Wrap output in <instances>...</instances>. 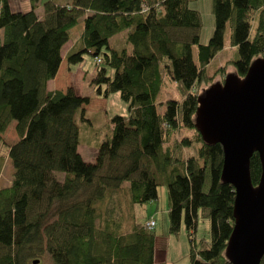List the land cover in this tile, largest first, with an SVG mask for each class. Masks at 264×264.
<instances>
[{
  "label": "trees",
  "instance_id": "trees-1",
  "mask_svg": "<svg viewBox=\"0 0 264 264\" xmlns=\"http://www.w3.org/2000/svg\"><path fill=\"white\" fill-rule=\"evenodd\" d=\"M31 1L29 10L15 12L0 0V146L13 167L11 183L0 187V264H165L155 261L154 231L137 226L132 214L133 206L156 201L161 187L168 193L169 234L178 233L182 217L189 238L199 213L210 222L208 241L197 249L190 240L189 264H229L234 188L220 180L221 146L205 144L194 127L197 89L211 79L208 66L224 49L227 25L236 75L263 55L264 0H212L206 45L192 0H46L41 17ZM80 18L82 47L68 54V64L98 58L97 94H117L126 106V115L109 118L91 163L77 152V121H85L89 98L73 87L46 90ZM121 33L117 48L111 41ZM167 79L181 99L166 101L159 112ZM12 121L18 140L7 146L2 134ZM260 175L255 153L254 186Z\"/></svg>",
  "mask_w": 264,
  "mask_h": 264
},
{
  "label": "water",
  "instance_id": "water-1",
  "mask_svg": "<svg viewBox=\"0 0 264 264\" xmlns=\"http://www.w3.org/2000/svg\"><path fill=\"white\" fill-rule=\"evenodd\" d=\"M194 127L201 140L222 148L220 180L234 188L233 227L224 256L229 264H260L264 257V53L246 74H227L197 98ZM257 154L256 186L250 159ZM35 260L32 264H38Z\"/></svg>",
  "mask_w": 264,
  "mask_h": 264
},
{
  "label": "rangeland",
  "instance_id": "rangeland-1",
  "mask_svg": "<svg viewBox=\"0 0 264 264\" xmlns=\"http://www.w3.org/2000/svg\"><path fill=\"white\" fill-rule=\"evenodd\" d=\"M23 0H10L12 11H20L25 12L26 9L20 3ZM46 0H36L34 1L38 7H42V3ZM59 2V4H65L68 0H55ZM189 6L192 9L197 10L200 13L201 20H202V28L200 30V39L199 42L202 45H206L208 43L209 38L212 35L214 29V19L212 14V0H192L189 3ZM31 8V7H30ZM37 8V7H36ZM83 31L82 25V18L79 19L78 23L73 26L69 32L68 36L70 42L67 46L71 47L74 45L75 50L80 46L81 42V34ZM125 33H121L115 36L111 43L119 48L122 46V42L125 38ZM230 39V27L227 25L224 32L223 43L224 49L217 53L213 60L209 63L208 66V83L201 84L200 87L197 89L199 95H202L203 91L207 89L210 85L214 83H222L225 76L227 74H235L234 67L231 65V62L235 61L238 57L236 50L230 46L229 43ZM66 46V47H67ZM192 55L193 59L197 60V52L196 47L192 48ZM83 61L77 65H71L69 72L71 73V78L69 81L66 74L67 69L63 67V73L61 71V75L59 79L64 83L70 82H80L84 87L92 91V86H88L89 79L93 76L95 77V69H96V59L94 60L89 55L83 56ZM223 68V76L217 75L219 69ZM85 71L84 73H81ZM66 76V78H64ZM78 78V79H77ZM74 79V81H73ZM86 85V86H85ZM80 86V85H79ZM75 89V88H74ZM61 92V91H60ZM66 92V91H65ZM87 92V90H85ZM96 96H99L96 90L93 91ZM112 96L110 99L108 97H103V106L101 108L100 102L96 104L95 102H91L88 106L87 111L85 110L83 113L84 118L87 120L88 126L84 128L83 132L80 133V146L81 152L83 155L89 157L87 151L90 153L91 147H95L98 141H102L103 133L105 131V127L108 126V120L113 115H118L124 112L125 104L117 97ZM179 100L181 99V94L179 92L178 87L170 80H166V85L161 90L158 98H157V109L159 112L163 110L164 103L168 100ZM104 109V110H103ZM107 110V112H105ZM105 112V113H104ZM121 115V114H120ZM77 124L81 126V123L77 121ZM91 124V127L89 125ZM110 128V125L109 127ZM81 132V130H80ZM102 133V134H101ZM186 133L184 131L177 132L175 134V139L180 140ZM4 139V144H13L18 140V136L14 130V121H12L5 132L2 134ZM95 136L97 140L95 141ZM97 142V143H96ZM186 156L192 154L190 149L186 150ZM0 157H1V165H0V187H7L12 181L13 176V167L10 161L7 159L6 148L1 145L0 146ZM85 161L88 160V158ZM122 206H125V200H122ZM168 193L166 187H161L158 190V196L156 201L148 202L142 206H133L132 207V214L134 217L135 224L139 227L145 228L146 222L153 221L155 226L152 229L155 234V256L157 261H165V264H189V250H190V240L194 241V245L197 249L200 248V240H209L210 237V222L208 220L202 219L200 217L197 222V227L194 234H191L189 238L187 232L185 230L184 220L182 217L180 229L176 235L169 234V219H168ZM146 229V228H145ZM151 230V229H150Z\"/></svg>",
  "mask_w": 264,
  "mask_h": 264
},
{
  "label": "crops",
  "instance_id": "crops-1",
  "mask_svg": "<svg viewBox=\"0 0 264 264\" xmlns=\"http://www.w3.org/2000/svg\"><path fill=\"white\" fill-rule=\"evenodd\" d=\"M8 3H9V6L11 7V4H10V0H8ZM31 3L32 1L31 0H23L21 1V5L23 7H25L26 11L30 9L31 7ZM59 4V2H58ZM63 4V2H62ZM37 8L35 10L36 14L38 15V17H41L42 16V7H38V5H36ZM15 12H20V11H15ZM70 42V39H68V41L63 45V47L61 48V51H60V56H61V62H60V65H59V68H58V71H57V74L55 75V77L53 79H51L50 81L47 82L46 84V90L48 92H54V91H61V92H65L68 88L70 87H73L75 88L76 92L78 93V95L80 96H83V97H88L89 98V103L83 107V113L84 111L86 110L87 111V108L88 106L91 104V102H95L96 104L98 103V101L100 102V106L102 108L103 106V101H108V100H103V97L102 96H96L94 94V90H96L95 86L92 84V80H93V76L89 79V82H88V86L91 85L92 87V91L90 90L89 92V89L84 87V84L82 85V83L80 82H74V83H71L72 85H70V82H65L64 83V80L63 82L59 79V76L61 75V71L63 73V67L65 66L66 69H67V73L69 74H66L69 81H72L70 80L71 78V73L69 72V69L71 67V65L68 64L67 62V56L69 53L71 52H75L77 50H79L81 47H82V44L80 42V46L78 47V49L76 48L75 50V47L74 45H71V47L67 46V44ZM67 46V47H66ZM85 71H82L81 73H84ZM70 77V78H69ZM64 78H66V76H64ZM78 79V78H77ZM74 81V79H73ZM80 85V86H79ZM86 86V85H85ZM85 90H87V92H85ZM115 96L113 97H117V94H114ZM110 97L112 96H108L107 99H110ZM119 98V97H118ZM124 112L123 113H120L121 115H126V106H124ZM104 110V109H103ZM105 112H107V110H105ZM104 112V113H105ZM85 121H81V133L83 132L84 128H86V126H88V123H87V120L84 118ZM89 127H91V124L89 125ZM81 146H80V143L77 147V152L80 154V156L82 157V159L85 161L86 159L84 158H88V160L86 162H93L94 161V157H95V154H96V147H91L89 149H91L90 153L87 151V153L89 154L87 156L83 155V153L81 152ZM81 150V151H80ZM155 261L156 262H161V261H157L156 259V256H155ZM165 263V261H163Z\"/></svg>",
  "mask_w": 264,
  "mask_h": 264
},
{
  "label": "built area",
  "instance_id": "built-area-1",
  "mask_svg": "<svg viewBox=\"0 0 264 264\" xmlns=\"http://www.w3.org/2000/svg\"><path fill=\"white\" fill-rule=\"evenodd\" d=\"M96 62L98 63L99 62V59L98 58H96ZM154 226H155V224H154V222L151 220V221H148V222H146V225H145V228L146 229H153L154 228Z\"/></svg>",
  "mask_w": 264,
  "mask_h": 264
}]
</instances>
